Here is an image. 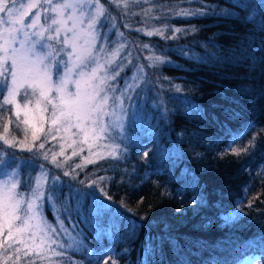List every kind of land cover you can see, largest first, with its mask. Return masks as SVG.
<instances>
[{
    "label": "trees",
    "instance_id": "obj_1",
    "mask_svg": "<svg viewBox=\"0 0 264 264\" xmlns=\"http://www.w3.org/2000/svg\"><path fill=\"white\" fill-rule=\"evenodd\" d=\"M101 2L115 18L112 47L125 44L121 57L133 61L117 85L124 84L137 64L145 65L147 83L138 96L125 101L130 140L123 142L129 149L124 158L86 164L76 170L75 179L63 172L82 163L83 152L62 169L36 161L63 182L57 203L46 205L44 216L55 225L57 210L63 212L70 204L71 214L60 217L70 237L99 253L72 247L55 260L104 264L111 254L118 264H237L250 254L264 257V61L249 67L248 56L260 43L257 39L248 47L252 24L173 14L179 8H200L201 0H119L120 7ZM202 2L231 7L227 0ZM193 26L197 32L177 34V39L145 34L163 28L164 36L171 37V29ZM255 35L264 38V32ZM144 44L150 47L144 49ZM181 52L202 59L190 60ZM148 56L172 63L149 68ZM255 56L264 52L257 50ZM174 85L182 91L176 92ZM253 141L246 153L232 154V148L244 149ZM58 142L53 146L49 141L46 148L58 152ZM16 151L23 160L33 155ZM29 171L25 168L23 174ZM101 176L106 179L98 181ZM91 181L98 186L88 187Z\"/></svg>",
    "mask_w": 264,
    "mask_h": 264
},
{
    "label": "snow or ice",
    "instance_id": "obj_2",
    "mask_svg": "<svg viewBox=\"0 0 264 264\" xmlns=\"http://www.w3.org/2000/svg\"><path fill=\"white\" fill-rule=\"evenodd\" d=\"M109 2L120 7L119 0ZM227 2L231 7L203 4L201 0L200 8H179L173 14L237 19L252 24L246 38L248 47L260 40L248 56L249 67L255 68L257 62L264 61V56H255L257 50L264 52V38L255 35L264 32V0L256 5L251 0ZM236 9L244 15H239ZM115 28V18L110 17L101 0H0V264H36L37 258L48 259L50 264H63L62 259L51 258L67 255L62 251L66 245L59 237L61 233L70 235V231L60 217L71 214L72 207L68 204L63 212L57 210L55 225L44 216L45 206L57 203L63 182L44 163L37 165V160L62 169L87 146L89 156L94 155L95 159L85 157L82 163L63 172L64 177L75 179L76 170H83L86 164L104 159L119 161L129 150L123 143L130 140L124 120L128 111L125 101H131L132 94L138 96L147 80L145 65L137 64L130 80L126 79L122 87L117 86V79L133 61L128 58L127 64L123 62L121 53L125 44L112 47L110 32ZM171 31V37L164 36L163 28L145 34L177 39V34L187 35L198 29L193 26ZM116 35L122 37L123 33ZM211 43L215 46L214 41ZM149 47V44L143 45L144 49ZM180 54L190 60L202 59L194 53ZM145 59L149 61L147 67L153 69L172 63L163 56ZM173 87L176 92L182 91L179 85ZM13 129L23 131L24 139L18 138ZM29 131L32 143L26 142ZM58 139L59 152L46 148L49 141L55 146ZM66 147L73 149L70 156L65 155ZM96 147L103 151L93 152ZM251 147L254 141L244 149L232 148L231 152L239 156ZM16 150L33 155L23 160ZM58 156L64 159L58 160ZM147 156L148 152H144V157ZM25 168L30 170L28 175L23 174ZM36 168L39 171L33 176L31 172ZM105 179L101 176L98 181ZM98 181H91L88 187L98 186ZM100 192L104 193L102 186ZM90 194H85V199ZM67 247L99 255L91 248L85 249L82 239L73 238ZM71 264L83 262L73 260ZM104 264H118V260L108 254ZM253 264H264V257L254 260Z\"/></svg>",
    "mask_w": 264,
    "mask_h": 264
},
{
    "label": "rangeland",
    "instance_id": "obj_3",
    "mask_svg": "<svg viewBox=\"0 0 264 264\" xmlns=\"http://www.w3.org/2000/svg\"><path fill=\"white\" fill-rule=\"evenodd\" d=\"M116 47V46H115ZM124 61H125V59H124ZM123 61V62H124ZM124 63H127V60L124 62ZM132 75L133 74H131V76L128 78L129 80H130V78L132 77ZM118 86V85H117ZM122 86H124V84L123 85H121L120 87H122ZM21 103H23V101H21ZM21 119H23V117H21ZM124 120H125V126H126V116L124 117ZM23 127V126H22ZM16 134H17V136H19V137H21V139H24V133H23V131H21V130H17V132H16ZM54 135H55V133H54ZM58 141H59V139H58ZM27 143H32V141H31V132L29 131V133H28V140L26 141ZM59 143V142H58ZM60 151V144H59V147H58V152ZM73 151V149L72 148H65V154H67V155H71V152ZM100 151H103L100 147H96V148H94L93 149V152H100ZM81 152H83L84 153V158L85 157H87V158H91V159H95V156L93 155V156H89V150H88V148H87V146H84L83 147V150L81 151ZM36 174V173H35ZM35 174L33 175V176H35ZM61 240H63L64 241V243H65V245H66V247L64 248V249H62V251H65V250H68V249H70L69 247H67V244L69 243V242H71V240L73 239V238H71L70 237V235H65V234H63V233H61V235H60V237H59ZM58 250H61V249H58ZM257 257V256H256ZM52 260H55L56 259V257H52L51 258ZM254 260H257V261H259V257H257V258H255ZM253 260V261H254ZM250 259H248L247 261H245V262H243V264H249L250 263ZM253 261H252V263H250V264H253ZM36 264H50V261L48 260V259H45V260H43V261H41L39 258H37L36 259Z\"/></svg>",
    "mask_w": 264,
    "mask_h": 264
}]
</instances>
